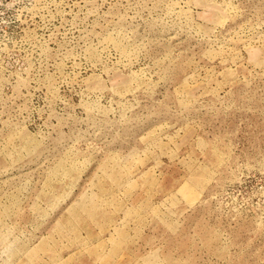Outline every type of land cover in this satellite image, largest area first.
I'll return each instance as SVG.
<instances>
[{"label":"rangeland","instance_id":"obj_1","mask_svg":"<svg viewBox=\"0 0 264 264\" xmlns=\"http://www.w3.org/2000/svg\"><path fill=\"white\" fill-rule=\"evenodd\" d=\"M0 264H264V0H0Z\"/></svg>","mask_w":264,"mask_h":264}]
</instances>
